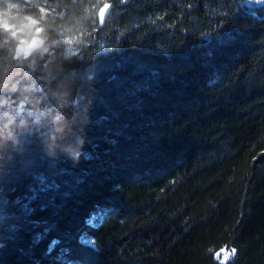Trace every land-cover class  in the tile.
<instances>
[{
	"label": "trees",
	"instance_id": "16d2710c",
	"mask_svg": "<svg viewBox=\"0 0 264 264\" xmlns=\"http://www.w3.org/2000/svg\"><path fill=\"white\" fill-rule=\"evenodd\" d=\"M30 10L56 17L57 41L70 16L86 22L73 49L79 122L54 151L32 137L0 160V264H264V4ZM65 47L35 72L23 62L24 95L49 91L45 65Z\"/></svg>",
	"mask_w": 264,
	"mask_h": 264
},
{
	"label": "clouds",
	"instance_id": "9594fccd",
	"mask_svg": "<svg viewBox=\"0 0 264 264\" xmlns=\"http://www.w3.org/2000/svg\"><path fill=\"white\" fill-rule=\"evenodd\" d=\"M43 2L0 0V49L8 53L7 57H0V95L17 94L15 100L9 97L7 103L0 105V160L10 158L32 137L39 138L46 148L54 151L77 130L78 82L72 75L73 49L84 42L86 22L81 17L70 16L60 26L61 41H57L51 36L57 28L56 17L30 10L39 9ZM61 42L66 46L62 59L59 62L50 59L45 65L53 86L43 96L24 95L15 81L23 62L28 61L27 66L35 72L36 57L50 54L52 46ZM17 102L25 105L23 113L14 111Z\"/></svg>",
	"mask_w": 264,
	"mask_h": 264
},
{
	"label": "rangeland",
	"instance_id": "374dc122",
	"mask_svg": "<svg viewBox=\"0 0 264 264\" xmlns=\"http://www.w3.org/2000/svg\"><path fill=\"white\" fill-rule=\"evenodd\" d=\"M249 6H258L264 4V0H243Z\"/></svg>",
	"mask_w": 264,
	"mask_h": 264
},
{
	"label": "snow or ice",
	"instance_id": "6c2138e0",
	"mask_svg": "<svg viewBox=\"0 0 264 264\" xmlns=\"http://www.w3.org/2000/svg\"><path fill=\"white\" fill-rule=\"evenodd\" d=\"M232 251H233V253L235 252V250H234V249H233Z\"/></svg>",
	"mask_w": 264,
	"mask_h": 264
}]
</instances>
